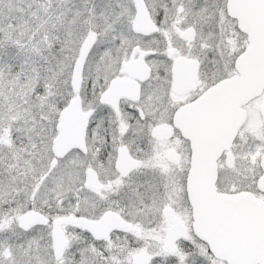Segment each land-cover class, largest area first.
<instances>
[{"label":"snow or ice","instance_id":"6c2138e0","mask_svg":"<svg viewBox=\"0 0 264 264\" xmlns=\"http://www.w3.org/2000/svg\"><path fill=\"white\" fill-rule=\"evenodd\" d=\"M0 264H264V0H0Z\"/></svg>","mask_w":264,"mask_h":264}]
</instances>
